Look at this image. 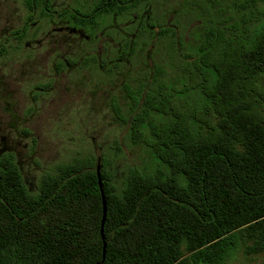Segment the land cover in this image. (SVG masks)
Returning <instances> with one entry per match:
<instances>
[{"label":"trees","instance_id":"1","mask_svg":"<svg viewBox=\"0 0 264 264\" xmlns=\"http://www.w3.org/2000/svg\"><path fill=\"white\" fill-rule=\"evenodd\" d=\"M26 4L53 16L51 0ZM165 4L172 21L162 11L137 38L172 49L173 62L125 81L126 114L112 100L154 166L120 180L101 159L103 237L100 160L59 165L32 194L15 155L0 154V264H226L264 253V0H96L62 16L94 29Z\"/></svg>","mask_w":264,"mask_h":264},{"label":"rangeland","instance_id":"2","mask_svg":"<svg viewBox=\"0 0 264 264\" xmlns=\"http://www.w3.org/2000/svg\"><path fill=\"white\" fill-rule=\"evenodd\" d=\"M95 2L51 0L53 16L44 17L26 0H0V154L15 155L32 194L45 174L76 160L108 158L120 180L132 168L155 164L146 146L130 141V124L117 117L112 100L126 114L125 81L163 60L173 62L172 49L137 38L142 24L162 11L171 22L173 10L150 5L128 17H102L94 29L62 16L74 8L88 12ZM180 2L168 0L173 7ZM185 41L194 39L186 34ZM226 264H264V253L239 254Z\"/></svg>","mask_w":264,"mask_h":264},{"label":"water","instance_id":"3","mask_svg":"<svg viewBox=\"0 0 264 264\" xmlns=\"http://www.w3.org/2000/svg\"><path fill=\"white\" fill-rule=\"evenodd\" d=\"M97 174H98V177H99L100 188H101V192H102V195H103V201H104V216H103V224H102V230H101L102 231V234H103V237H104V224H105L106 215H107V203H106V197H105V194H104V188H103V180H102V176H101V164H100V162L97 165ZM106 249H107V241L104 238V259H105V255H106Z\"/></svg>","mask_w":264,"mask_h":264}]
</instances>
